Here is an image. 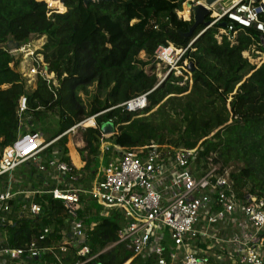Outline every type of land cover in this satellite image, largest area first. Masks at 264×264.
<instances>
[{"label":"trees","instance_id":"trees-1","mask_svg":"<svg viewBox=\"0 0 264 264\" xmlns=\"http://www.w3.org/2000/svg\"><path fill=\"white\" fill-rule=\"evenodd\" d=\"M184 1L63 0L67 11L55 13L42 0H0V159L20 134L40 131L43 141L51 143L38 156L43 162L25 164L40 172V165L46 170L50 161L64 162L70 169L66 178L78 177L74 186L85 183L82 188L88 191L100 168L99 123L111 120L117 129L107 140L111 147L199 144L201 155L214 153L224 166H235L231 178L240 197L248 193L264 197V62L257 67L242 55L256 41L241 33L238 44L226 39L218 43L216 27L225 21L197 39L203 26L185 37L193 18L185 21L178 16ZM57 9L62 10L60 4ZM10 37L15 42L41 40L37 53L54 75L49 82L41 76L30 82L21 72L22 54L13 55L3 47ZM170 45L180 49L190 45L185 57L193 65L191 82L177 85L183 77L170 74L156 87L154 53ZM142 51L146 60L139 56ZM144 94L146 107L135 112L125 109V102ZM21 97L27 101L23 121L18 117ZM93 116L96 126L82 131L84 146L78 149L84 166L76 169L67 131ZM110 155L106 153L107 161ZM0 178L8 179V174ZM41 195L33 201L42 205L46 198L49 207L42 205L37 214L14 202L12 223L4 226L6 244L23 254L11 263L157 264L154 257L136 256L125 243L115 244L125 224L123 216L116 211L104 216L87 193L81 194L76 212L85 240L75 247L62 201ZM31 244L46 251L32 257ZM62 244L66 251L60 249ZM83 246L89 252L80 255Z\"/></svg>","mask_w":264,"mask_h":264},{"label":"built area","instance_id":"built-area-1","mask_svg":"<svg viewBox=\"0 0 264 264\" xmlns=\"http://www.w3.org/2000/svg\"><path fill=\"white\" fill-rule=\"evenodd\" d=\"M188 4H202L209 11L207 26L195 39L225 21L224 26L216 27L214 37L217 42L226 39L235 45L241 33L248 34L256 42L242 53L243 57L257 67L264 62V0H217L211 5H206L205 0H185L181 10L177 11L185 21L192 18ZM48 7L52 12L61 13L49 3ZM186 11L187 16L184 15ZM189 46L180 49L170 45L156 49L152 64L157 78L160 77L158 66L165 70L156 87L170 74L183 77L177 85L191 82L190 64L185 57ZM20 50L27 56L35 55L25 47ZM38 57L32 60L31 74H23L33 83L37 76L49 82L54 75L48 72L44 56ZM146 105V94L123 104L130 112L141 110ZM26 110V98L21 97L18 105L21 121ZM95 117L89 118L93 120L92 127L96 126ZM87 120L68 132L79 127L84 130L88 127ZM116 133L117 130L111 135L102 134L101 159L103 154L111 155L105 167L99 169L88 191L70 186L65 189L56 187L45 193L35 192L37 195L48 193L53 199L62 201L73 217L70 225L75 247L85 240L84 227L75 218L81 194L87 193L106 208L101 211L104 216H108L110 210L123 216L125 224L115 244L125 243L143 260L154 257L157 264H264V197L249 193L240 197L231 178L232 166H224L214 153L206 157L201 155L199 144L194 148L158 143L130 150L111 147L107 140ZM50 144L43 141L41 132L27 130L20 134L2 151L0 176L11 174L28 161L39 164V154ZM49 164L64 176L70 171L64 162L53 160ZM39 170H45L44 166L40 165ZM77 178L69 176L68 182L74 183ZM18 194L0 192V220L3 214L11 212L10 200ZM29 209L34 214L40 210L33 202ZM60 249L66 251L67 246L62 244ZM45 251L31 244L29 255L38 257ZM88 252L86 246L78 251L80 255ZM6 253L13 260L23 254V250H7Z\"/></svg>","mask_w":264,"mask_h":264},{"label":"crops","instance_id":"crops-1","mask_svg":"<svg viewBox=\"0 0 264 264\" xmlns=\"http://www.w3.org/2000/svg\"><path fill=\"white\" fill-rule=\"evenodd\" d=\"M143 54H145L144 51H142ZM77 145H80L78 147H76V145H69L67 144V147L69 149V156L72 160V164L73 166L76 168V169H81L83 168L84 166V163L82 162L81 160V156L79 155L78 153V149L81 148V144L83 145V141H82V137H81V140L80 141H76ZM42 153V152H41ZM40 153V154H41ZM40 161L43 162V160H41V158L39 159ZM38 171V170H37ZM29 172L27 170H25L24 172H20L19 174H8V179H3L2 182H3V187H0V192H5V191H9L11 193H19L18 195L14 196L11 200H10V204H11V212L13 210V205H14V202L16 203L17 201L21 202L22 205H23V210H26V212H30V205L31 203H36V205L40 208L42 205L45 206V207H49V201H46L44 200V202L42 201V205L39 204V201L38 200H34L33 199H29V197H32V194H35V192H30L29 190H19V186L20 183H23L25 180H27V174ZM45 174V175H44ZM29 175L31 176H35L37 175V177L41 180H43L44 182V186L42 187L41 190H38V191H42V192H46L50 189H53V188H56V187H59V188H62V189H65V188H68L71 186V184H69V179L66 178V175L64 176L63 174H60L55 167H51L49 169H46V170H43L40 172L38 171V173H29ZM24 185V184H23ZM34 187V185H33ZM32 188V187H31ZM30 193L31 196H27L29 195ZM43 193V194H44ZM48 194V193H47ZM45 194V195H47ZM50 195V194H49ZM42 195H39L38 198H40ZM13 203V204H12ZM22 210V211H23ZM11 212L10 213H5L2 215V218L0 220V253L4 254L6 256V251L9 250L7 245H6V231L4 229V226H8V225H11L12 223V219L10 218L11 216ZM101 212V210H100ZM69 213V212H68ZM24 214V213H23ZM34 214V213H33ZM70 216V214H69ZM70 218V222L72 221L73 217H69ZM77 220V214H76V218ZM2 258V257H1ZM5 258V257H4ZM6 264H10V259L7 257L4 259ZM3 261V260H2ZM2 264V263H1Z\"/></svg>","mask_w":264,"mask_h":264},{"label":"rangeland","instance_id":"rangeland-1","mask_svg":"<svg viewBox=\"0 0 264 264\" xmlns=\"http://www.w3.org/2000/svg\"><path fill=\"white\" fill-rule=\"evenodd\" d=\"M44 1V0H43ZM46 1V0H45ZM53 1H55L54 2V6L56 7V8H58L59 7V4L61 5V7H62V10H59V11H63L62 13H64L65 11H67L66 10V8H63L64 6H62V4H61V2L59 3V1L58 0H53ZM59 3V4H58ZM185 13V12H184ZM186 15V14H185ZM179 16H181V14H179ZM187 16V15H186ZM40 46H41V40H35L34 38H30V39H28L25 43H24V45H23V47H25V49L26 50H31V52H35V55H33V56H27V53H24V52H22L21 50H14V51H12V53L14 54V55H18V54H22V63H21V72L22 73H25V72H27V74H31L30 72H29V70H30V68H31V66H32V60L33 59H39V57L38 56H41V55H38V53H37V50L40 48ZM24 51V50H23ZM29 53V52H28ZM139 56H140V58H142V59H147V57L145 56V54H143L142 52H140L139 53ZM263 59V58H262ZM261 59V60H262ZM155 61V60H154ZM156 62V61H155ZM152 63H153V61H152ZM157 63V62H156ZM157 66L158 65H156V68H157ZM159 67V71H158V75H160V77L164 74V72H165V70L163 69V67L162 66H158ZM149 68V67H148ZM159 77V76H158ZM159 77V78H160ZM158 78V80H160ZM82 129H81V127H79V128H76L74 131H70V132H68V144L69 145H76V147H78V146H80V145H77V143H76V141H80L81 140V137H82ZM40 132V131H39ZM84 146V144L82 145L81 144V148ZM79 148V147H78ZM110 157V156H109ZM46 161H48V160H46ZM107 156H106V154H103V158L101 159V161H100V168L99 169H103V167H105V165L107 164ZM34 166L35 165H33V164H29V165H26V164H23V165H21V166H19L16 170H14L11 174H14V175H16V174H19L20 172H24L25 170H27L29 173H31L32 171L34 172L35 170V168H34ZM233 168L235 167L234 165L232 166ZM37 170V169H36ZM29 173L27 174V180H25L23 183H20V185L21 186H19V190H29L30 192H35V191H38V190H41L42 189V187L44 186V182H43V180H41V179H39L38 177H37V175H35L34 177L33 176H31V175H29ZM34 173H38V171H36V172H34ZM45 175V174H44ZM2 180H3V178H0V187H3L2 185H3V182H2ZM88 181V180H87ZM24 184V185H23ZM69 184H71V186H74V183H70L69 182ZM33 185H34V187H33ZM83 185H85V183L83 184ZM83 185L82 186H78V187H83ZM32 187V188H31ZM31 194L32 193H30L29 195H27V196H31ZM35 197V198H34ZM38 199V195L35 193V194H32V197H29V199ZM46 199V198H45ZM44 199V200H45ZM44 202V201H43ZM97 210L98 211H102L103 209H106V208H104L103 206H100L99 204H97ZM100 209V210H99ZM111 211H113V210H110V212ZM7 245V244H6ZM2 257V258H1ZM7 258L8 257V255L6 254V256L4 255V254H2V253H0V264L2 263V264H6V262H5V258ZM3 260V261H2ZM8 264H9V262H8ZM10 264H15V263H11L10 262Z\"/></svg>","mask_w":264,"mask_h":264},{"label":"water","instance_id":"water-1","mask_svg":"<svg viewBox=\"0 0 264 264\" xmlns=\"http://www.w3.org/2000/svg\"><path fill=\"white\" fill-rule=\"evenodd\" d=\"M216 1L217 0H205V3L206 5H211L212 3ZM187 6L191 8L193 25L189 29V32L184 35L185 37L191 36L194 33V31L200 26L206 27L207 26L206 18L209 15V11L202 4H197V5L188 4ZM26 41L27 40L23 42H15L13 38L10 37L8 42L4 44L3 47L12 52L14 50L21 49ZM189 68L191 72H193L192 64H190ZM99 128H100L101 133L104 135L114 134L116 130V127L111 120L100 121Z\"/></svg>","mask_w":264,"mask_h":264},{"label":"bare ground","instance_id":"bare-ground-1","mask_svg":"<svg viewBox=\"0 0 264 264\" xmlns=\"http://www.w3.org/2000/svg\"><path fill=\"white\" fill-rule=\"evenodd\" d=\"M50 5H51V7H53L52 6V2H54L53 0H46ZM59 3H60V1H59ZM63 6V5H62ZM53 8H55V7H53ZM187 15V11L184 13V15ZM185 15V16H186ZM86 124H87V126H92L93 125V120L92 119H88L87 121H86Z\"/></svg>","mask_w":264,"mask_h":264},{"label":"clouds","instance_id":"clouds-1","mask_svg":"<svg viewBox=\"0 0 264 264\" xmlns=\"http://www.w3.org/2000/svg\"><path fill=\"white\" fill-rule=\"evenodd\" d=\"M42 1H43V0H42ZM58 1H60L61 3H63L62 0H58ZM44 2L48 5V2H47V1L44 0ZM63 6H64V3H63ZM64 8H65V6H64ZM66 10H67V9H66ZM65 12H66V11H65ZM61 13H62V12H61ZM22 48H23V47H22ZM19 50H20V49H19ZM19 50H18V51H19ZM10 52H11V51H10ZM11 53H12V52H11ZM12 54H13V53H12ZM13 55H14V54H13ZM88 119H89V118H88ZM95 122H96V121H95ZM116 130H117V129H116ZM116 130H115V131H116ZM114 133H115V132H114ZM112 149H113V148H112ZM129 262H130V261H129Z\"/></svg>","mask_w":264,"mask_h":264}]
</instances>
